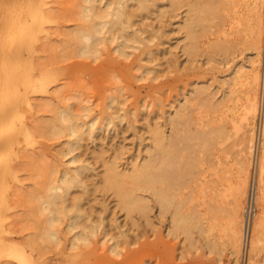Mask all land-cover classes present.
I'll use <instances>...</instances> for the list:
<instances>
[{
    "label": "rangeland",
    "instance_id": "rangeland-1",
    "mask_svg": "<svg viewBox=\"0 0 264 264\" xmlns=\"http://www.w3.org/2000/svg\"><path fill=\"white\" fill-rule=\"evenodd\" d=\"M29 1L0 0V38L9 27L8 18L25 7ZM32 1L44 6L47 21L38 32L33 48L27 52L26 57L32 58L39 68L46 70L45 72L49 71L47 76L53 82L48 89V95H36L33 107H27L24 111L25 123L31 125V134L27 137L20 136L21 142L15 149L21 156L18 159V163L21 162L19 179L10 180L9 191L5 192V196H9L5 199L11 208L6 211V205L0 208H4L3 226L14 231L13 241L31 245L36 256H62L59 262L51 264H234L231 246L227 236L222 237L225 234L222 230L230 218L229 209L233 199L231 191L236 183L233 164L237 158L239 136L235 131L234 122L241 120L246 96L245 86L236 82L237 71L242 66L247 70L252 69L250 61L255 60L257 52L253 38L251 43L249 30L250 1L232 0L222 12L216 13L213 18L209 17V21L202 18L206 34L199 31L202 27L197 25L198 44L196 49H191L187 54L184 48L188 44L184 23L188 7L178 4L173 8L172 0H154L151 9L135 17L137 25L146 26L143 36L148 38L150 43L140 45L126 62L117 57V53L114 54V50H111L114 46L103 50L97 58L82 57L78 54L79 42L76 33L80 25L85 24L81 19L83 0ZM233 9L236 13L232 12ZM238 21L239 26L229 30V23ZM214 43H220L222 50L212 56L211 46ZM150 51L153 53L147 54ZM3 53L0 50V64L10 61ZM262 56L260 54V73L264 63ZM142 58L152 62L147 63L146 60L142 61ZM126 64L130 67L136 64L143 67L155 66L158 72L148 75L133 69L132 74L143 77L141 80L131 76V79ZM202 87L209 88L210 96H207L220 103V112L217 113L219 119L215 122L221 123L224 130L219 152L224 164L223 170L226 172L222 173L217 190L208 198H203L199 193L198 183L186 184L185 180H182L179 201L182 200L184 209L198 206L206 215L205 230L210 231L208 234H201L194 230L196 240L190 243L184 233L169 231L171 212L160 211L154 202L148 215L138 211L128 215L120 207L114 189L109 186L107 166L110 161L117 160L119 169L125 171L130 169L134 162L142 161L147 156V149L151 144L150 129L156 124H162L167 133H170L171 128L166 123L167 117L176 107L182 106L185 99H190L187 104L188 111L192 112L197 122L204 124L214 119V115L205 109L202 96H197L195 92ZM115 90L117 95L118 92L123 93L121 99H118L120 104L123 102V111L117 102L112 105L113 109L107 108L111 100L109 97L115 95ZM70 93L79 98H65L68 100L64 101V97ZM50 97L54 99L51 101ZM48 103L52 106H48ZM69 103L74 107L77 105L78 108L74 109L78 112L81 110L80 106L89 105L92 112L85 119L98 116L97 125L102 126L93 136L85 135L78 143L75 154L80 161L75 164L70 163L72 155H66L71 138L66 133L60 136L48 133L58 123L55 109ZM263 103L264 99L261 97L262 109ZM113 110H119V115L125 112L126 117L115 118L114 122L108 125L105 117ZM81 111L79 113L83 115V110ZM257 147L258 156L259 143ZM86 164L90 168L81 174L86 188L72 186L67 204L71 205L72 199L78 197L81 208L91 215L93 220H99L100 217L105 219L107 229L114 239L107 243L109 246L114 241L119 243L121 255L118 257L108 252V245L103 246V249L95 245L85 249H71L73 233L69 232L66 226L67 218L58 227V243L47 237L48 226L39 212L46 190L57 182L64 170L72 174L77 167ZM207 164L212 165L209 161ZM256 211L261 210L252 199L247 215L249 226L253 223ZM102 231L101 229L100 232ZM97 237L100 239L101 234ZM97 237L95 241L99 240ZM2 238L8 240V237ZM65 254H68L69 260L68 257L65 258ZM261 256V261L252 264H264V252ZM245 257L247 261L246 254ZM3 260L1 261L5 264L14 263L13 256ZM242 262L243 259L238 264ZM248 263L251 264L250 260Z\"/></svg>",
    "mask_w": 264,
    "mask_h": 264
},
{
    "label": "bare ground",
    "instance_id": "bare-ground-1",
    "mask_svg": "<svg viewBox=\"0 0 264 264\" xmlns=\"http://www.w3.org/2000/svg\"><path fill=\"white\" fill-rule=\"evenodd\" d=\"M231 1H171L173 8H176L178 4L188 7V15L184 23L188 40L184 48L187 54L191 49H196L199 31L205 30L202 18L209 21V17L222 12ZM249 1L250 37L251 43L253 38L254 49L257 52L255 60L250 61L252 69L247 70L245 66H242L237 71L236 82L245 86L246 96L241 120L234 122L235 131L239 136L237 158L233 164L236 183L231 191L233 199L229 209L230 218L222 230L223 234L225 233L222 237L227 236L231 246L234 264L244 260L245 254L247 263L249 260L251 264L256 263L261 261V253L264 252V103L263 109L261 108L264 63L263 66L261 65V73L259 70L260 54L263 55L264 60V0ZM83 2L81 19L85 24L80 25L76 33L80 56L97 58L103 50L114 46L111 50H114V54L117 53L116 56L126 62L134 51L140 48V45L150 43V40L143 36L146 26L137 25L135 17L151 9L154 0H83ZM235 11L232 10L233 13ZM233 19L236 18L233 17ZM8 20L10 21L9 27L0 38V50L4 52L5 57L10 58V61L0 64V193L2 195H0V208L2 205L7 206L5 210L0 209V264H5L1 260L9 256H13L14 263L12 264H51L59 262L62 256L58 254L51 258H45L43 255L36 256L31 245L15 243L12 239L14 235L12 228L6 229L2 224V219L4 220L2 210L6 211L11 208V205L7 203L9 196H5V192L11 186L10 180L19 179L21 162L18 163V159L21 156L15 149L21 142L20 136L27 137L31 134V125L25 123L24 111L27 107H33L36 95L42 93L48 95V89L53 82L47 76L49 71L45 72L46 70L43 67L39 68L32 58L26 57L27 52L33 48L38 32L47 21L44 6L37 5L35 1L30 0L25 7H22L15 15H11ZM238 23L240 24V21L229 23V30L239 26ZM197 25L202 27L199 31L196 30ZM206 31H204L205 34ZM211 50L214 56L222 50V45L214 43ZM152 53L153 51L147 52L150 55ZM141 60H146L147 63L152 62L146 58ZM126 67L130 78L135 76L132 74L133 69L143 71L142 73L146 72L148 75L158 72L155 66L143 67L141 64H136L134 67L129 65ZM136 77L142 80L143 76L136 75ZM157 78L156 75L155 79ZM117 89L120 90L119 87ZM208 89L202 87L195 92L197 96H202L205 109L214 115V119L204 124L197 122L192 112L188 111L187 104L190 99H185L183 105L176 107L167 117L166 123L171 128L170 133H167L166 127L163 128L162 124H156L150 129L151 144L147 149V156L142 161L134 162L133 166L131 165L132 167L125 171L119 169L117 160L110 161L107 166L109 186L114 189L120 207L128 215H132L135 211L148 215L155 203L160 211L171 212L169 231L184 233L190 243L196 240L194 230H198L201 234L205 232L208 234L210 231L205 230L206 215L198 209V206L194 205L184 209L182 200L179 201L182 180H185L186 184L198 183L199 193L203 198H208L217 190L223 176L222 173L226 172L223 170L224 164L219 152L224 130L221 123L215 122L219 119L217 113L220 112V103L208 97L210 96ZM116 91L115 95L109 97L111 100L107 104L108 109H113L112 105L116 102L121 103L118 99H121L123 93L119 96L121 90L118 95ZM50 98L51 101L54 99ZM65 98L78 99L79 97L70 93L64 97V101L68 100ZM70 103L59 109L54 108L57 112L56 121L58 123L48 133L53 136L66 133L71 138L66 155H72L70 163L75 164L80 161L78 155L75 154L78 143L85 135L93 136L102 126L97 125L98 116L89 120L85 119L92 112L89 105H79L84 113L81 115L79 113L82 112L81 110L78 112L74 109L77 105L74 107ZM120 105L121 111L125 110L122 106L123 102ZM48 106L52 105L48 103ZM118 111L113 110L105 117L108 125L113 123L115 118L126 117L125 112L119 115ZM208 161L211 162V166L207 164ZM89 168L88 164L82 165L77 167L72 174L64 170L57 182L48 187L39 207V212L44 216L45 224L48 226L47 237L53 242H59L58 227L67 218L66 226L69 232L73 233L71 241L73 250L91 248L92 245L103 249L109 241L114 240L107 229L105 219L100 217L99 220H93L91 215L81 208L78 197L72 199L71 205L67 204L72 186L85 187L81 174ZM252 199L256 201V207H259L261 211H256L253 223L249 226L247 215ZM99 233L101 234L100 239L97 237ZM2 237H8V240ZM96 237L98 241H95ZM99 242L101 246L98 245ZM107 250L113 256L121 255L118 242L114 241L110 246L108 245ZM64 256L69 260L68 254Z\"/></svg>",
    "mask_w": 264,
    "mask_h": 264
},
{
    "label": "built area",
    "instance_id": "built-area-1",
    "mask_svg": "<svg viewBox=\"0 0 264 264\" xmlns=\"http://www.w3.org/2000/svg\"><path fill=\"white\" fill-rule=\"evenodd\" d=\"M263 97H264V91L262 92V100L264 99ZM242 264H246V257H244V260H243Z\"/></svg>",
    "mask_w": 264,
    "mask_h": 264
}]
</instances>
